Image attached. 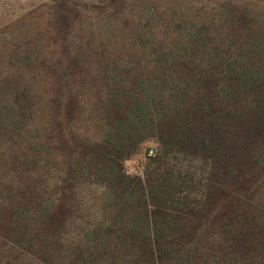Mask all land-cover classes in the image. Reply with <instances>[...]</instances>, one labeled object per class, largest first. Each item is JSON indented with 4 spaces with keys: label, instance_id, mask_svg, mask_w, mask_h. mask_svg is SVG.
I'll return each instance as SVG.
<instances>
[{
    "label": "trees",
    "instance_id": "obj_1",
    "mask_svg": "<svg viewBox=\"0 0 264 264\" xmlns=\"http://www.w3.org/2000/svg\"><path fill=\"white\" fill-rule=\"evenodd\" d=\"M209 2L196 0L199 10ZM245 12L226 29L214 18L185 20L177 29L190 42L151 58L143 78H124L132 87L109 93L110 127L97 152L87 140L92 148L72 185L89 179L95 164L104 188L86 203L81 189L59 187L61 196L40 204L55 249L73 248L75 264H264L263 161L242 145L253 141L247 133L264 107V24ZM150 138L158 147L144 177L123 172L121 158ZM238 188L246 192L233 196Z\"/></svg>",
    "mask_w": 264,
    "mask_h": 264
},
{
    "label": "rangeland",
    "instance_id": "obj_2",
    "mask_svg": "<svg viewBox=\"0 0 264 264\" xmlns=\"http://www.w3.org/2000/svg\"><path fill=\"white\" fill-rule=\"evenodd\" d=\"M197 6L196 0H0V264L78 261L67 244L55 249L54 225L40 204L61 196L55 191L59 187L70 194L81 189L85 202H93V191L97 195L106 184L93 174L97 166H89L91 177L80 188L72 187L73 174L86 165L84 154L92 148L87 140L97 152L110 127L104 104L122 86L132 87L124 78H143L151 69L148 60L191 41L177 29L185 20L208 24L214 18L226 29L245 9L257 26L264 24V0H212L202 10ZM187 51V58L195 59ZM257 122L247 133L256 143L242 142L247 135L241 142L263 161L258 168L263 181L264 107ZM157 147L153 138L140 143L136 152L121 158L123 172L144 177ZM238 189L233 196L246 192Z\"/></svg>",
    "mask_w": 264,
    "mask_h": 264
},
{
    "label": "built area",
    "instance_id": "obj_3",
    "mask_svg": "<svg viewBox=\"0 0 264 264\" xmlns=\"http://www.w3.org/2000/svg\"><path fill=\"white\" fill-rule=\"evenodd\" d=\"M150 153H152V151L150 150Z\"/></svg>",
    "mask_w": 264,
    "mask_h": 264
}]
</instances>
